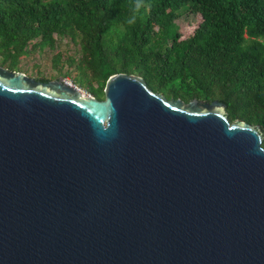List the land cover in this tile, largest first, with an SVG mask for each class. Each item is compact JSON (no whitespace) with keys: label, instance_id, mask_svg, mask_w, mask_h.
Returning a JSON list of instances; mask_svg holds the SVG:
<instances>
[{"label":"water","instance_id":"obj_1","mask_svg":"<svg viewBox=\"0 0 264 264\" xmlns=\"http://www.w3.org/2000/svg\"><path fill=\"white\" fill-rule=\"evenodd\" d=\"M262 138L137 74L99 99L0 64V264H264Z\"/></svg>","mask_w":264,"mask_h":264},{"label":"trees","instance_id":"obj_2","mask_svg":"<svg viewBox=\"0 0 264 264\" xmlns=\"http://www.w3.org/2000/svg\"><path fill=\"white\" fill-rule=\"evenodd\" d=\"M185 12L201 19L182 37ZM66 37L77 54L57 49ZM28 46L55 50L60 73L74 68L99 99L125 72L169 99L222 101L230 122L260 126L264 146V0H0V64L21 71Z\"/></svg>","mask_w":264,"mask_h":264},{"label":"rangeland","instance_id":"obj_3","mask_svg":"<svg viewBox=\"0 0 264 264\" xmlns=\"http://www.w3.org/2000/svg\"><path fill=\"white\" fill-rule=\"evenodd\" d=\"M199 15H194L190 12L183 13L176 23L179 26L182 37H186L191 34L200 20ZM57 49L63 52V56L77 54V46L74 45L69 38L58 39ZM27 54L21 59L20 69L21 72L38 79V77H45L48 80L57 79L63 77L73 84H76L81 91L90 93L86 86L78 85L72 78L77 74V71L73 68L70 75H65L64 71L60 73L59 66H55L52 63V54L55 52L44 47L42 49L30 50V46L27 47ZM56 49V50H57ZM66 69V67L64 68ZM91 94V93H90Z\"/></svg>","mask_w":264,"mask_h":264},{"label":"built area","instance_id":"obj_4","mask_svg":"<svg viewBox=\"0 0 264 264\" xmlns=\"http://www.w3.org/2000/svg\"><path fill=\"white\" fill-rule=\"evenodd\" d=\"M70 82H71V81H70ZM82 93H83L84 95H88V96L91 95L90 93H86V92H83V91H82Z\"/></svg>","mask_w":264,"mask_h":264},{"label":"flooded vegetation","instance_id":"obj_5","mask_svg":"<svg viewBox=\"0 0 264 264\" xmlns=\"http://www.w3.org/2000/svg\"><path fill=\"white\" fill-rule=\"evenodd\" d=\"M39 80V79H38ZM42 81V80H41Z\"/></svg>","mask_w":264,"mask_h":264}]
</instances>
